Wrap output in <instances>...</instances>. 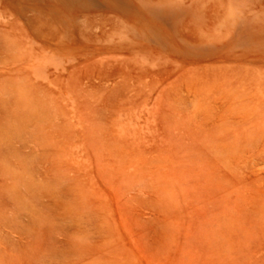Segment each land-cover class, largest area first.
Instances as JSON below:
<instances>
[{
	"label": "rangeland",
	"instance_id": "rangeland-1",
	"mask_svg": "<svg viewBox=\"0 0 264 264\" xmlns=\"http://www.w3.org/2000/svg\"><path fill=\"white\" fill-rule=\"evenodd\" d=\"M0 264H264V0H0Z\"/></svg>",
	"mask_w": 264,
	"mask_h": 264
}]
</instances>
